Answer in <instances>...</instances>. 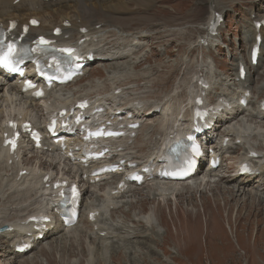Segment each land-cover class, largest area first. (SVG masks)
Wrapping results in <instances>:
<instances>
[{
    "label": "rangeland",
    "instance_id": "1",
    "mask_svg": "<svg viewBox=\"0 0 264 264\" xmlns=\"http://www.w3.org/2000/svg\"><path fill=\"white\" fill-rule=\"evenodd\" d=\"M143 1L146 3H144L145 7L141 6L143 4L141 2L130 3L129 13L134 20L131 22L128 18L125 21L128 22L127 29L144 32L148 38L145 41L141 39V48L136 49L129 59L122 60L115 68L116 71L110 70L112 66H107L110 62H107L105 67L99 63L93 64L75 84L61 91L57 89V92L50 93V100L34 103L30 107L23 101H17L15 97L7 95L3 87L0 89V98L2 97L0 99V124L4 118H14L17 114L20 115L18 118L25 115L40 126L46 113L62 105L65 98L72 99L73 96L88 95L94 100L102 99L111 92L114 80L111 73H116L114 76L119 77L117 83L120 92L118 95L122 91L125 93L122 97L125 103L131 100L138 102L142 100L147 106L148 102L155 103L156 100H161L166 95L173 98L177 94H182L181 115L185 112V104L189 103V92L196 93V76L204 75L207 78L210 85L208 100L211 103H214L217 98H230L239 92L235 88H228V80L235 76L236 56L244 54L245 61L248 59L249 46L243 44L239 36L242 27L246 25L244 14L250 9L257 12L264 4V0ZM215 4H218V7L211 8ZM214 12H220L225 20L218 30V35L214 38L213 47L208 50L206 47H200L199 41L206 34L205 25ZM105 38L109 47L120 43L113 39L112 34H106ZM237 39H239L238 43L235 41ZM262 53L264 56V46ZM145 59L147 60L140 67L133 66ZM210 61L215 63V68L211 71L212 75L200 73L204 65ZM230 68L232 70H229ZM226 76L229 78L224 82L223 79ZM263 80L264 74L262 76L254 74L251 77L249 112L240 115L237 121L247 129L248 136L255 137L248 138L239 146L236 145L238 141H234L233 144L236 145L237 150H229L221 155L222 165L217 173L212 178L205 177L211 185H214L220 176L224 177V180L231 178L237 168V161L246 151L264 152V130L260 125V122H264V118L258 116L256 119L248 115L257 110L258 101L263 98L253 90L256 83ZM151 83L154 87H151ZM35 104L36 109L33 110L32 107ZM174 106L175 103L172 101L170 109L167 110L168 114ZM144 111L146 114L149 112L147 109ZM144 119H147L144 126L139 129L136 138L127 146L128 155L136 159L149 157L153 151L150 142L156 141L160 144L165 138L161 128L162 118L159 115H144ZM235 123L236 121L228 124L229 126L224 125L222 129L212 134L211 144H219L222 133L227 128H235ZM149 126L151 127L147 129ZM18 161L20 162L19 169L33 171L37 176L48 172L56 178L70 179L78 182L87 193H83L79 224L71 230H61L46 238L25 258L13 259L10 253L11 245L0 238V264L10 262L22 264L25 260L27 261L25 264H31L35 260H37L36 264H77L79 258L76 254L79 251L80 242L84 250V257L80 264H96L97 262V264H264V198L259 197L254 191L249 196L243 197L242 201H235L236 203L232 204L228 196L232 193L226 194V191H223L227 185L231 184L223 181V184L213 189L215 195L207 191V195L199 199L198 194L195 193L193 195L194 207H191L194 209L190 211L186 210L185 206L176 209L175 198L169 194L164 200L170 202V206L169 210L163 211L162 230L156 224L153 215V209L157 203L164 205L163 199L154 189L162 188L163 183L161 182L150 181L146 186L132 188L130 193L123 197L109 200L107 195L113 189L116 178L90 185L80 179L78 168L68 164L58 152L22 149ZM5 172L11 175V171L4 169V162L0 160V174L3 176ZM205 173V170H202L199 179H202ZM258 178L252 180L255 185L259 182ZM16 183L21 184L19 181ZM148 185H150L149 188H147ZM170 188L176 189L177 187L172 185ZM27 191L24 185L16 187L11 182H4L3 177H0V224L6 227L12 222L22 221L26 215L36 213L42 208L44 201L41 203L37 195ZM140 191H142L140 196L136 195V192ZM221 191L223 193L219 194ZM153 192L157 194L154 202L148 201L142 206L136 205L133 210H129L130 204L136 203L135 201L143 197L151 198ZM97 206L100 210L101 207L104 208L101 214L102 223L106 228L117 225L130 230L128 233L133 235L127 239L130 240L129 243H123L125 239L121 238L122 235L113 240L101 239L104 236L103 233L99 234L101 236L99 240H94L95 235H90L92 224L86 222L85 215L88 209L97 208ZM117 208L120 211L111 218L110 214ZM127 212L129 215L126 217L124 213ZM146 217L154 221L156 230L149 236H146L148 232L144 230V218ZM93 232H96V228ZM79 236H81L80 240ZM145 236L148 241L145 240ZM116 243L120 244V248H117ZM112 244H115L113 247L117 248L116 251L111 248ZM62 246L67 248L71 246L73 250L69 257L65 253L63 258L59 259ZM93 257L100 258L102 262L100 259L98 261L94 259V263H91Z\"/></svg>",
    "mask_w": 264,
    "mask_h": 264
},
{
    "label": "bare ground",
    "instance_id": "2",
    "mask_svg": "<svg viewBox=\"0 0 264 264\" xmlns=\"http://www.w3.org/2000/svg\"><path fill=\"white\" fill-rule=\"evenodd\" d=\"M92 2H94V3H92ZM132 2L136 3V4L138 2H141V3H143L141 6L145 7V5H144L145 2L143 0H124V1H121V0H117V1H115V0H57L54 3L53 2H47L46 0H0V27L3 26L7 29L11 23L17 24L18 25L17 31L11 32L10 35L18 36L19 32H20L21 25H26L30 19H35L36 21L38 20L40 25L37 28H31L30 29L29 36L25 38L27 41H32L40 35L51 37L52 32L56 28H60L62 31V34L55 38L56 41H59L62 43L74 44L77 41H79L80 39H83V40H85V43L83 44L82 47L86 50V52L93 53L95 58H96V60H95V62H93V64L99 63L103 67H105V64L107 62H110L107 66L108 67L112 66L110 68V70L113 69L116 71L115 68H117L120 65V62L122 60L129 59L130 55L134 54L136 49L141 48V46H142L141 39H144V41H145L148 38V35L144 32H141V31L134 32V31H131L130 29H127L128 22H126L125 20L128 18H129V21H131V22H133V20H134L133 16H131L129 13V10H130L129 5ZM213 6H211V8H217L218 4H215ZM136 7H139V6H136ZM62 8H63V11H66V10L67 11L63 12ZM57 10L59 11L58 13H57ZM212 17H213V13H212V16L209 17V20L206 24V34L203 36V38H201V40L199 42V44L201 43V41L207 42L206 48L208 50L213 47V43H214V38L211 37L209 34H207V27H208L210 20H212L211 19ZM244 18H245L246 25L243 26L241 29L240 38L242 39L243 44H246L249 46L248 52H247L248 60H249L250 59L249 58V55H250L249 50L252 47V45L254 44V40H255V33H256L255 23L264 21V4L260 6V8L258 9L257 12L254 9H250L246 14H244ZM83 30L85 31V33H82ZM259 33H260V35H262L263 40H262V43H261L260 48H259V57H258V61H257L256 65L254 67H251L249 62H248L247 66L245 67L246 76H245L244 81H238L237 82L236 80L238 79V76H239V72H237L238 64L245 60V55L239 54L238 56H236V58H235V63H236L235 64V72L236 73H235V76L233 77V79L228 80V82H229L228 88H230V89L235 88V89L240 90V91L237 95H235L233 97L221 98L220 99L221 103L218 104L219 107H221V106H223V103L225 101L230 109L227 108L226 106H223V108H222L223 111H222L221 115L218 116V119L216 120V123L214 126L215 128L213 130L214 132H216V130H218V129H222V127L224 125L229 126L228 124H231L232 122L236 121V123L234 125L235 128H227V130L222 133L223 135L221 134L222 135L221 142L219 144H213L211 147V149H213V151H214V154H217L220 157L224 152L229 151V150L233 151L237 148L233 144L234 141H240V143L242 144V143H244V141H247L248 138L250 139V138L255 137L252 135L248 136L247 129L245 127H242L239 124V122H237L240 115H243L246 112L247 113L249 112L248 107H250V101H249V104L247 105L246 108L240 107L237 104V102L240 100V98L242 96V92L244 90L249 89L251 77L254 74L257 76H262L264 74V56L262 53V48L264 46V27L260 28ZM106 34H108V35L112 34L113 39H116L117 41L120 42L119 45L109 47V43L107 42V40L105 38ZM99 58L101 60H99ZM146 60L147 59L140 61L138 63H135L133 66L134 67H140L142 64L145 63ZM89 68L84 69V72L86 70H88ZM214 68H215V63L210 61V62L206 63V65H204V67L200 73L204 72L207 75L211 76L212 75L211 71ZM229 70H232V68H230ZM111 74H113L112 79H114L112 82L111 92H110V94H106V96L104 98L97 100L96 104L99 106L108 108L109 110L113 107L110 110L112 115H114L117 110H126L127 114H129L130 111H132L131 109L138 111V112H136L135 115H139V116L136 117L135 119L139 120V122L141 123L140 128L143 127L144 123L147 121V119H144V115H148V116L153 115V114L159 115L162 118L161 128H162V134H164L165 138L163 139L161 144H159V142H156V141L150 142L151 147L153 148V151L150 153V156L144 161V162H146L148 159H150V157L154 156L153 161L156 162L157 159L159 158V154L161 153V151L163 149V144L166 142L167 138L171 134H173L174 131L182 130L181 127L187 128L186 123H185V121H186L185 115L188 112V110H187L188 105L193 103L195 96L192 94V92H189V98L188 99L191 100V102L188 104H185V106H184L185 112L183 115H181L182 111H180V107H181L182 101H183L182 100V98H183L182 94H177L173 98L170 95H166L161 100H156L155 103L148 102L147 106H145L144 101H142L140 99H139L140 102H138L136 100H131L129 103H125V100L122 101V97H124L123 95L125 94V93H123V91L119 95L114 94V91L119 89V86L117 83L119 80V77L114 76V74H116V73H111ZM228 78L229 77L226 76V78H224L223 81L226 82V80ZM16 82L17 81L15 79L4 76L3 74L0 73V89L4 87L5 90L7 91V93H6L7 95L15 97V99L17 101H20V102L23 101L25 104H28L29 107L34 105V101L31 99L29 94L20 93L21 87H18ZM151 87H154L152 83H151ZM63 88H65V87H59L57 89H58V91H61ZM196 88H197V85H196ZM253 90L259 96H263V98L261 100H259L258 103L260 101L264 100V80L261 81L260 83L257 82L256 85L254 86ZM208 92H209V90H208ZM49 95H50V93L48 92L47 93L48 100L51 99ZM78 96L79 97L73 96L72 99L65 98L64 102L62 103V106L69 105V104L73 105V103L76 101V99H82V98L87 97L88 95H86V96L78 95ZM207 96H208V93H207ZM0 99H2V97ZM172 101H174L175 106L170 111V114H168L167 110L170 109V103ZM209 102H210V100H208L206 98V103L208 105H210ZM139 105H142V108L138 109L137 107ZM0 107H1V104H0ZM32 108H33V110H34V108L36 109V104ZM58 108H60V107H58ZM146 109L149 111V112L147 111L148 112L147 114L144 111ZM157 110L159 111V114H157V112H158ZM140 112L142 115H140ZM133 115H134V113H133ZM135 115H134V117H135ZM248 115L253 116L256 119L258 118V116H262L264 118V112H262L259 108H257V110H254L253 112H250ZM17 116H20V115L16 114L14 116L13 120H15V117H17ZM121 116H123V115H121ZM9 119H11V118L9 117ZM25 119H28V118L25 115H23L21 120H25ZM6 120L7 119L4 118L2 123L0 124V138L2 135L3 125H4ZM180 120H183V122L181 123ZM32 123H33L34 127H37L36 122L32 121ZM260 125L262 126V129L264 130V122H260ZM150 127L151 126L147 127V129H149ZM212 137L213 136H210L209 138L206 137L205 139L207 142H209V141L213 142ZM226 138H228L229 141L227 143V146H223L222 140L226 139ZM73 141L75 142L76 140L73 139ZM118 143H122L123 145L120 144L116 147L122 148V147H125V145L128 143V141L124 140V141H119ZM0 144H1V141H0ZM49 148H50V150L57 152V150L55 148L50 147L48 145L47 149H49ZM126 148H128V147H126ZM22 149L32 150V146L29 143V141H26V140L22 141V145L18 149V155ZM251 151L256 152L257 155L259 156L258 159L253 161V163H255V169L259 173V175H258V177H259L258 181L259 182L257 183V185H255V183L252 181L257 176L256 177H250V178L245 177V178H241V179L238 178L236 176V174L238 172V168L235 171V173L231 176V178H228V180H224V177L220 176L218 178V180L214 183V185H211L208 180H205V177H207V178L214 177L213 175H215L218 170L216 169L215 171H212L210 169V167L208 166L207 162H206V164H205V162L204 163L202 162L201 164H202V166H205V172H206L204 177H202V179H199V174L202 171V169L200 168L198 173H196L192 178L187 180V182H186L187 184H185V183L174 184V183H171L168 181L166 183H163L162 188H157V187L154 188L156 193H158V195L161 196V198L163 199V204H164V205H161L160 203H157L156 207L153 209V215H154V218L157 222L156 224L158 225V227H160L163 230V228L161 226L162 221H163V219H162L163 218V211L166 209L169 210V206H170V204H169L170 202H168L167 200L166 201H164V200L166 199L167 195H169V194L174 196V198H175V201L177 203L176 209L182 208V206H185L186 210H188V211L194 209L191 207H194L193 195L195 193L198 194L199 199H202L203 197H205V195H207V191L209 192V194L215 195L214 194L215 190H213V189L216 186L223 184V181L225 183L231 184V185H227V187L224 188L223 191H226V194L229 192L232 193V194H228V196L230 198L227 196L231 200L232 204L236 203L235 201H239V200L242 201L243 197L249 196L251 193H253V191L259 197L264 198V152L259 151V150L258 151L251 150ZM248 153H249V151H246L245 154L242 157H240V159L237 162L241 163V161H244L248 157ZM18 155L16 158L13 157V159H12L13 163L10 166V165H8V159L9 158L7 156L6 151H3L0 149V160H2L4 162V169H9L11 171V175H7V172H5L3 176L0 174V177L1 178L3 177L4 182L5 181L11 182L12 185H14L16 187L17 186L22 187L24 185V187L27 188L28 193H30V194L34 193L35 195H37L40 198V202L43 203V201L45 199L44 196H45L46 191H44L41 187L42 174H41V177L39 178L36 176V174L33 171H30V172H28V175L23 176L22 178L19 179V182L21 184L16 183L18 180V177H19L18 176L19 172L26 170V169H18L19 163L16 162V159L19 157ZM128 157L131 158V156H126V158H128ZM132 159L135 163H140L142 161V159H136V158H132ZM138 169H140V166H138ZM82 175L83 174L81 173L80 177ZM154 179L158 180L159 178H154ZM200 180H201V182H198ZM86 182H88V179L86 180ZM188 182H190V183H188ZM230 182H232V183H230ZM172 185H175L177 188L176 189H174V188L169 189V187ZM253 186H256V187H253ZM149 187H150V185L147 186V188H149ZM249 187H251V188L249 189ZM111 191L107 195V198L109 200H112L114 198H116V199L120 198L119 196L112 197ZM129 191H130V189H129ZM223 191L219 192V194H222ZM84 192L87 193V191H84ZM129 193L130 192H128L127 194H129ZM140 193H142V191H140L139 193L136 192V195L140 196ZM156 193L152 194L151 198H149V197L144 198L143 197L139 201H135L136 203L130 204L128 206L129 210H133V208L136 207V205L142 206V205H144L145 202L147 203L148 201L154 202V197L157 196ZM48 208L49 207L45 201V204H43L42 208L39 209L37 211V213L47 214ZM99 208L97 206V208L88 209L86 212V215H85L86 222L88 224H92L91 225L92 231L90 232V235H95L94 240H99L101 237L99 234L103 233L104 236L101 239L105 240L107 238V239L113 240L115 237L118 238L119 235H122L121 238L125 239L123 241V243L124 242L129 243L130 240H127V239H130L129 237L133 235V234L128 233V232H130V230H125L124 228H120L117 225L110 226V227L106 228L105 225L102 223L103 221H102L101 212H99L97 217L94 218V223H90L87 221L88 220L87 217H88L89 213H95L97 211H102V209L104 210L103 207H101V210ZM119 211H120L119 208L113 210L112 214H110L111 218L116 212H119ZM124 214L127 217L129 215V212L124 213ZM191 214H192V212H191ZM30 215H32V214H30ZM168 215H169V212H168ZM27 216H29V215H27ZM148 218L149 217L144 218V220H145V222H144L145 223L144 224L145 229L144 230L148 232V234L146 236H149V234H151L153 231L156 232L154 221L149 220ZM4 226H5L4 224H0V228H3ZM6 226L7 227L11 226V227H13L14 230L12 232L6 231L3 233H0V238L4 239V241L6 243H9V245H11V250H12V251H10V253H11L16 248V246L20 244V241L22 239H25V237H27V234L29 232H31V229L27 228V226H25V225L22 226V224H20V221L12 222L11 224H8ZM47 227H48V229L46 232H44L43 240H45L46 238H48L52 235L59 233V231H61V230H64L63 228H61L62 226L60 224L56 223V221L51 222L50 224L47 225ZM94 228H96L95 233L93 232ZM66 231H68V230H66ZM36 235L37 234H32L31 238H34ZM146 236L144 238L146 241H148V238ZM80 237L81 236H79V240H80ZM119 241H121V240H119ZM40 244H41L40 242H36V243L34 242L33 247L27 253H25L23 256H15L14 255V256H12V258L13 259H23V258H25L26 255H28L30 253V251H32V249H34L35 247H37V245H40ZM80 244H81V242L79 243V246H78L79 251L76 254V256L79 258L77 264H80L81 261L83 260V257H84V250ZM114 245L115 244L111 245V248L113 250L116 251L117 248H120L119 243H116L117 248H114L113 247ZM50 250L51 249H49V251ZM72 250L73 249L71 248V246H69L68 248L66 246H62L61 250H60L61 255L59 256V259H62L65 253L67 254V257H69L71 255ZM153 251L154 250L152 249V252ZM146 253H148V252H146ZM148 255H149V253H148ZM94 259L98 261V259H100V258L96 259L95 257H93V261L91 260V263H94ZM110 260L112 261V258H110ZM36 261L37 260L33 261L31 264H36L35 263ZM100 261L102 262L101 259H100ZM25 262H27V261L25 260ZM25 262H23L22 264H25ZM48 263H49V261H48ZM9 264H13V263L10 262Z\"/></svg>",
    "mask_w": 264,
    "mask_h": 264
},
{
    "label": "snow or ice",
    "instance_id": "3",
    "mask_svg": "<svg viewBox=\"0 0 264 264\" xmlns=\"http://www.w3.org/2000/svg\"><path fill=\"white\" fill-rule=\"evenodd\" d=\"M33 23H35V22L33 21ZM65 51L71 52L70 49H69V50H65ZM0 63H4L5 66H7V62H6V60H0Z\"/></svg>",
    "mask_w": 264,
    "mask_h": 264
}]
</instances>
